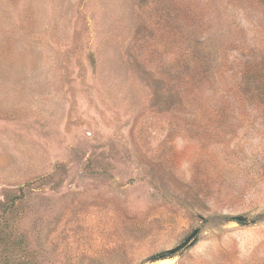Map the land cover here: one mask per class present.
<instances>
[{"label": "rangeland", "instance_id": "obj_1", "mask_svg": "<svg viewBox=\"0 0 264 264\" xmlns=\"http://www.w3.org/2000/svg\"><path fill=\"white\" fill-rule=\"evenodd\" d=\"M0 264H264V0H0Z\"/></svg>", "mask_w": 264, "mask_h": 264}, {"label": "water", "instance_id": "obj_2", "mask_svg": "<svg viewBox=\"0 0 264 264\" xmlns=\"http://www.w3.org/2000/svg\"><path fill=\"white\" fill-rule=\"evenodd\" d=\"M234 220H236L239 223L247 222V218L241 216L235 217ZM197 234H198V230H195L190 236L186 238V240L180 246H177L176 248L169 250L167 254L173 255L179 252L180 250H182L183 248H185L186 246L193 244L195 242Z\"/></svg>", "mask_w": 264, "mask_h": 264}]
</instances>
